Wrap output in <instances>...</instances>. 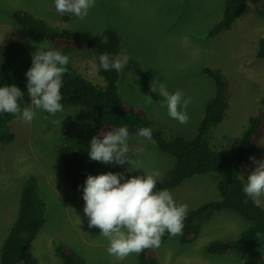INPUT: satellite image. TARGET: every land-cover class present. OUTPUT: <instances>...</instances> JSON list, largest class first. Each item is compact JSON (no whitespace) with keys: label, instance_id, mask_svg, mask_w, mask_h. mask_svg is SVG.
<instances>
[{"label":"rangeland","instance_id":"obj_1","mask_svg":"<svg viewBox=\"0 0 264 264\" xmlns=\"http://www.w3.org/2000/svg\"><path fill=\"white\" fill-rule=\"evenodd\" d=\"M226 1L99 0L83 20L73 14L69 21L63 22L54 0H0V66L4 48L11 42L23 43L31 54L42 43L46 45L44 49L54 48L50 42L17 25L11 19L14 11L35 14L58 29L94 34L114 29L122 37L119 59L128 61L121 70L122 100L141 107L147 118L157 122L167 134L187 138L196 134L190 126L197 127L214 94V82L202 70L221 71L228 83L229 110L223 122L212 130L210 143L214 149L232 154L251 118L263 119L264 132V61L256 59L259 41L264 38V0H247L245 13L231 29L208 39L209 32L223 17ZM75 51H70L75 57V68L96 84L104 85L97 73L96 55ZM154 81L165 83L170 93L181 91L185 99H191L186 109L187 124L169 116L167 106L161 102L163 97L151 91ZM30 108L35 113L31 122H25L21 112L0 130V134L8 131L15 135L11 144L0 143V250L19 215L23 184L33 176L46 202V223L25 253L22 264H62L55 254L58 246L86 264H140L135 253L122 261L108 254V240L100 235L99 229L89 227L83 196L72 192L65 182L59 146L69 136L84 131L95 112L68 106L61 113L47 116L34 105ZM262 135L242 168L245 183L256 168L250 158L264 160ZM135 139L128 140L132 166L97 162L98 175L111 172L131 179L159 171L160 177L171 167L172 158L154 142ZM218 179L214 174L196 175L169 192L178 205L186 204L188 211H194L219 200ZM261 205L264 207V198ZM249 224L234 211L216 212L203 221L196 241L182 245L178 238L169 237L154 249L160 264H264V236L245 251L223 256L205 253L209 243L237 239Z\"/></svg>","mask_w":264,"mask_h":264},{"label":"trees","instance_id":"obj_2","mask_svg":"<svg viewBox=\"0 0 264 264\" xmlns=\"http://www.w3.org/2000/svg\"><path fill=\"white\" fill-rule=\"evenodd\" d=\"M247 2L227 0L222 19L209 32L207 38H214L218 36L217 34L231 29L237 19L245 13ZM59 15L63 22H67L73 14ZM11 18L30 35L56 46L45 51L59 50L62 54L69 55L68 71L62 77L63 107H83L95 112L92 122L89 123L90 118L84 131L69 136L59 146L63 175L72 192L83 196L87 177L96 176L97 161H92L88 153L93 137L102 139L103 132L122 126H127L130 136L135 137L140 128H150L151 142L174 160L172 167L157 180V190H174L196 175L214 174L219 177L216 186L219 200H212L187 213L182 232L175 236L166 232L162 239L177 237L182 245H186L198 238L203 221L208 220L216 212L231 210L250 223L248 228L237 239L209 243L205 247V253L208 256H223L231 252L245 251L247 247L257 244L264 236V207L261 203L257 206L243 192L246 183L241 178V171L256 142L263 136V119L261 117L250 119L242 132L240 143L232 154H225L211 146L212 130L223 122L229 110L228 83L220 70L210 68L202 70L213 80L214 94L197 127L190 126L196 134L191 138L167 134L157 122L146 119L141 107L124 103L119 89L122 78L120 71L115 69L105 71L101 67L99 61L101 54L107 52L111 58L119 56L122 40L114 29H106L101 34L58 29L59 27L55 28L37 15L26 11H14ZM73 50L96 55L97 73L104 81V85L96 84L75 68V57L70 53ZM257 58L264 60V38L259 42ZM32 62L33 56L23 43L14 41L4 48L3 62L0 66V87L15 85L24 93L23 99L19 101L21 109L31 105L25 73L32 67ZM134 77L135 72L129 84ZM46 114L50 115L47 112ZM16 117L17 115L0 113V130ZM158 120H162V117ZM143 139L148 141L146 138ZM14 140L15 135L11 132L0 134L2 144H10ZM40 195L35 177H29L21 190L19 215L2 243L0 264L23 263L25 253L46 223V202ZM56 253L63 264H86L84 260L62 246L56 248ZM137 258L140 264H159L154 248L145 249Z\"/></svg>","mask_w":264,"mask_h":264},{"label":"clouds","instance_id":"obj_3","mask_svg":"<svg viewBox=\"0 0 264 264\" xmlns=\"http://www.w3.org/2000/svg\"><path fill=\"white\" fill-rule=\"evenodd\" d=\"M95 1L99 0H54V3L58 13L74 14L83 20L95 6ZM45 47L42 43L39 50L31 54L32 67L25 73V82L31 100L30 107L34 105L36 109H42L45 115L47 112L54 116L64 111L61 88L62 77L68 71L69 55L62 54L59 50L45 51ZM121 49L122 46L120 51ZM99 61L105 71L115 69L120 74L128 63L126 59L121 61L119 56L111 58L107 52L99 56ZM151 91L163 97L161 102L167 106L171 118L180 124L188 123L186 109L191 103L190 98L185 99L181 91L170 93L165 83L157 81L152 83ZM23 96L24 93L15 85L0 87V113L20 115L22 112L23 120L31 122L35 113L30 107L21 109L19 101ZM148 98L151 102L152 99ZM101 135L102 139L93 137L88 153L92 161L104 164L123 166L129 163L132 166L128 140L131 138L132 142L136 137H143L152 141V130L146 127L140 128L135 137L130 136L127 126L103 132ZM250 159L256 164V168L247 177L243 192L259 206L264 198V160L257 161L254 157ZM173 163L172 158L171 167ZM159 175V171H152L143 176L125 179L124 174L109 172L98 175L97 171L96 176L87 177L83 187L84 213L89 218V227L99 229L100 235L108 240L107 252L116 260L122 261L133 253L137 258L145 249L159 248L166 232L173 236L182 232L187 213L191 210L188 211L186 204L178 205L167 189L157 190V180L163 177ZM59 260L61 261L60 258Z\"/></svg>","mask_w":264,"mask_h":264},{"label":"bare ground","instance_id":"obj_4","mask_svg":"<svg viewBox=\"0 0 264 264\" xmlns=\"http://www.w3.org/2000/svg\"><path fill=\"white\" fill-rule=\"evenodd\" d=\"M12 253V252H11ZM18 257H20V255L18 256ZM21 259H22V257H21ZM10 261V260H9ZM25 263V262H24Z\"/></svg>","mask_w":264,"mask_h":264}]
</instances>
